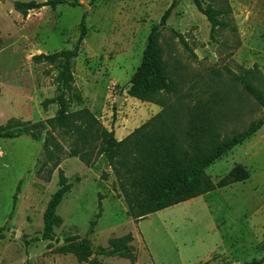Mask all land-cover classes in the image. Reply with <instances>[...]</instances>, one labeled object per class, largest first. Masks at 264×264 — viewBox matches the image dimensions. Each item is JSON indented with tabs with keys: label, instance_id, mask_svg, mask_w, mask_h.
Here are the masks:
<instances>
[{
	"label": "rangeland",
	"instance_id": "obj_1",
	"mask_svg": "<svg viewBox=\"0 0 264 264\" xmlns=\"http://www.w3.org/2000/svg\"><path fill=\"white\" fill-rule=\"evenodd\" d=\"M14 1L0 0V124L19 119L43 125L34 128L38 139L0 137V264H87L56 250L64 237L87 235L97 248L128 232L136 261L97 255L101 264H242L260 258L264 125L206 168L217 181L241 164L246 179L135 219L80 111L116 139L158 114L179 135L202 122L221 136L243 130L262 115V107L233 76L252 68V81L264 89V0H201L230 9L220 16L227 27L213 35L193 0H70L77 4L44 6L26 16ZM169 7L159 45L176 89L141 101L127 93L130 78L152 25ZM83 15L87 33L65 90L70 127L64 131L46 123L58 108L48 99L59 93L61 61L33 56L71 48ZM59 169L72 186L57 207L62 222L53 239H43L42 215L58 188Z\"/></svg>",
	"mask_w": 264,
	"mask_h": 264
},
{
	"label": "trees",
	"instance_id": "obj_2",
	"mask_svg": "<svg viewBox=\"0 0 264 264\" xmlns=\"http://www.w3.org/2000/svg\"><path fill=\"white\" fill-rule=\"evenodd\" d=\"M193 2L210 22L211 35L217 28L227 27L220 16L228 14L229 8L203 5L201 0H193ZM58 4L76 5L77 3L70 0H15L13 6L15 10L26 16L29 10L44 6L55 8ZM170 11L171 7L167 8L159 22L152 25L140 64L130 78L127 93L141 101H152L156 93L174 92L176 89L167 73L159 45L161 28L165 25ZM86 33L87 26L83 15L78 38L71 48L33 56L38 60L61 61V69L56 77L59 93L48 99V102H55L58 105L54 116L46 120V123L53 128L66 131L70 127V114L65 109V90L72 79L73 60L79 53L80 44ZM177 34L180 40L185 42L183 37ZM253 72L252 68L244 69L233 78L240 82L243 89L262 107V115L252 120L243 130L234 131L229 136L219 135L210 122L194 123L185 134L179 135L170 128L164 118L158 117V114L125 138L116 139L113 131H108L101 125L95 126L97 121L87 110L80 111V114L86 117L85 130L94 129L93 134H96L99 140L98 154H103L112 168L129 215L141 219L149 213L248 177V171L241 164H236L219 180L213 181L206 173V168L264 125V89L252 81ZM10 124L18 128L12 130L8 128ZM42 125V122L30 123L10 119L7 124H0V137L16 138L22 134H29L32 138L38 139L39 131L34 128ZM84 161L88 162L86 159ZM58 176V188L51 194L42 215L43 239H53L54 228L62 222L61 217L56 213L57 207L72 186L62 169L58 170ZM13 198L15 200L16 195ZM3 231L4 227H0V239L4 238ZM132 239V233L128 232L122 236L111 237L107 246L94 248L87 235L82 237L68 235L62 239L56 250L72 253L78 261L87 264H101L97 255L119 256L133 263L136 261V254L130 245ZM242 264H264V254L260 258H252Z\"/></svg>",
	"mask_w": 264,
	"mask_h": 264
},
{
	"label": "water",
	"instance_id": "obj_3",
	"mask_svg": "<svg viewBox=\"0 0 264 264\" xmlns=\"http://www.w3.org/2000/svg\"><path fill=\"white\" fill-rule=\"evenodd\" d=\"M117 102L119 101V99L116 100Z\"/></svg>",
	"mask_w": 264,
	"mask_h": 264
}]
</instances>
